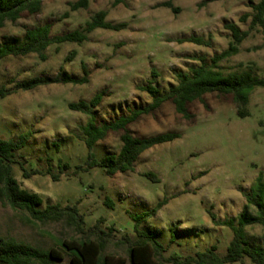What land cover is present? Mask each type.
<instances>
[{"label": "rangeland", "instance_id": "374dc122", "mask_svg": "<svg viewBox=\"0 0 264 264\" xmlns=\"http://www.w3.org/2000/svg\"><path fill=\"white\" fill-rule=\"evenodd\" d=\"M76 0H43L37 13H22L0 28V47L8 41H23L27 28L52 25V37L83 29L100 10L111 23L125 22L121 30L97 28L83 42L51 44L46 59L36 53L9 55L0 60V86L9 94L0 97V138L18 139L30 132L27 144L17 151L15 177L23 188L39 193L43 202L74 206L85 217L83 231L64 221L29 222L26 211L14 210L0 197V233L47 250L55 247L70 254L62 240L90 236L99 224L106 232L113 228L104 255H122L129 263L128 239L137 237L133 214L151 210L168 200L141 228L154 233L165 245V255L182 260L205 251L213 244L224 257L234 233L217 219H237L244 210L260 173L264 174V87H256L247 105L246 117L238 116L231 94L211 92L189 103L190 119L177 112L169 100L150 114H142L129 130L137 136L179 132L173 141L160 143L139 155L134 170L107 175L104 168L87 167L88 150L81 127L88 114L69 109L82 99L90 101L103 93L94 112L98 123L128 115L132 108L146 107L152 97L141 85L154 77L160 93L178 84L180 73H191L199 65H212V57L228 49L232 34L226 25L250 30L253 4L259 0H90L88 8L72 10ZM171 1L176 12L166 7ZM202 36L209 46L180 41ZM82 84L48 83L34 89L18 84L35 77L73 78L84 76ZM215 68L224 74L251 71L264 79V27H255L240 50ZM153 71H156L154 73ZM120 131H110L94 146L98 158L117 153L122 147ZM50 170L48 174L47 171ZM155 173L154 182L145 173ZM58 176L56 180L53 176ZM111 197L113 208L107 206ZM250 211L255 213L253 206ZM247 238L264 247V226L249 225ZM38 264V263H37ZM225 264H254L249 258Z\"/></svg>", "mask_w": 264, "mask_h": 264}, {"label": "trees", "instance_id": "16d2710c", "mask_svg": "<svg viewBox=\"0 0 264 264\" xmlns=\"http://www.w3.org/2000/svg\"><path fill=\"white\" fill-rule=\"evenodd\" d=\"M125 0H113L114 5L123 3ZM43 0H0V28L7 21H17L22 13L28 11L37 13L42 8ZM72 10L88 8L90 0H76L69 2ZM166 7L178 12L171 1H165ZM254 12L245 14L242 18L246 21L252 17L250 30L255 27H264V0H259L253 4ZM108 12L100 10L86 22L83 29L65 32L52 37V25L47 23L41 27L27 28L23 41H8L0 47V60L9 56L27 55L31 52L38 54L42 59H46L45 51L52 44H61L66 41L83 42L88 38L87 33H91L97 28H108L109 30H121L127 26L125 22L111 23L106 19ZM227 29L231 31L232 40L228 49L212 57V65L201 64L193 67L191 73H180L179 82L170 91L160 93V89L155 85V78L152 77L148 83L141 85V89L149 93L152 102L146 107L132 108L128 115H122L110 122L98 123L94 109L99 106L103 99V93H97L90 101L82 99L69 104V109L80 111L90 116L89 122L81 127L82 134L88 150L87 167L96 166L104 168L107 175H115L117 172H127L134 170L139 155L153 146L173 141L180 136L179 132L159 133L150 137L134 135L128 128L142 114H150L157 110L166 101L171 100L177 109L186 119H190L189 103L203 99V96L211 92L220 94H231L238 106V116L249 115L247 105L250 94L258 87H264V79H259L251 71L231 72L224 74L215 68L216 64L240 50L241 43L250 35V30L242 31L235 23H228ZM180 41L193 42L209 46L210 40L202 36H191L180 38ZM84 76L73 78L69 75L63 77H35L18 84V89H34L40 85L48 83H75L82 84L88 80V69L84 67ZM156 73V71H153ZM6 87L0 86V97L9 94ZM122 147L119 152L104 155L98 158L94 151V146L101 139L107 137L110 131H120ZM31 137L30 132H25L16 140L0 138V197L14 210L26 211L29 222H58L64 221L70 227L83 231L85 217L80 213L79 208L74 206H61L60 204H47L41 207L44 201L39 193L31 192L23 188L19 180L15 177L13 163L16 162V154L23 148ZM48 174L50 170L47 171ZM145 176L154 182L160 181L153 172L145 173ZM56 180L58 176H53ZM247 203L244 210L235 218H228L224 221L217 219V215L211 213L212 218L218 225L229 226L234 233L231 243L227 247V254L224 257L217 253V246L213 244L205 251L198 252L195 256L182 260L178 256L165 255L166 247L160 239L152 232H149L141 225L153 217L168 200L160 201L154 208L146 212L133 214L134 230L137 237L128 239L129 243V263L122 255H104V251L111 238L113 228L109 232L104 231L99 224L94 225L90 231V236L81 239L62 240L61 245L70 254L68 263L64 262L66 254L63 250L52 247L50 249L36 247L28 242L20 241L14 237L5 236L0 233V264H225L228 262L243 261L249 257L254 264H264V247L253 246L247 238L246 228L249 225L264 226V174L260 173L250 192H244ZM107 206L113 208L114 201L107 197ZM256 208V212L250 211L251 207Z\"/></svg>", "mask_w": 264, "mask_h": 264}]
</instances>
